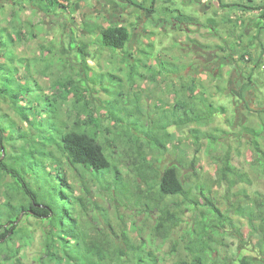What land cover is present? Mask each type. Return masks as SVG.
<instances>
[{"label":"rangeland","instance_id":"374dc122","mask_svg":"<svg viewBox=\"0 0 264 264\" xmlns=\"http://www.w3.org/2000/svg\"><path fill=\"white\" fill-rule=\"evenodd\" d=\"M83 1L70 0L68 9L48 12L33 6L30 0H0V30L12 34L13 25H19L15 14L21 19L23 39L15 41L13 47L18 56L17 77L24 82L27 75L35 81L34 85L30 82L33 90L28 97H36L46 106V112L36 107L42 111L44 124L50 125L54 120L48 114L52 107L49 98L58 92L57 79L71 73L83 89H89L85 94L91 99L90 107L74 118V126L91 124L89 113H93L110 129L101 130L99 136L119 172L107 173L104 182L92 181L84 171L80 175L63 159L62 175L74 188L78 216L82 221H99L98 226L108 228L94 207L86 211V192L81 183L84 177L92 197L106 208L117 232H126L135 244L144 242L147 251L159 257V264H177L190 259L186 250L192 241L189 232L203 212L210 213L207 198H211L222 212L230 215L243 235L227 225L226 232H221L213 245L221 255L229 254L233 264H240L244 256L253 258L260 236L252 234L248 221L234 209L238 202L247 205L245 193L254 198L264 192V178L252 165L256 135L264 145V28H259L264 0H222L228 4L225 7L218 0H85L93 6L92 12L87 11ZM104 9L110 18L103 15ZM180 13L193 16L194 21L176 19ZM113 23L130 29L131 39L124 49H107L98 42L99 29L95 26L108 27ZM4 41L6 36L0 32L1 63L6 62ZM81 41L92 42L87 74L77 48ZM27 64L29 70L25 72ZM157 70L162 71L161 75H155ZM242 84H248L243 91ZM189 98L188 110L179 111L177 103ZM65 101L63 110L72 106L76 97L71 95ZM193 105L195 111L191 109ZM209 105L213 110L210 116ZM196 113L206 117L203 123L184 122L185 117ZM135 124L137 131L131 128L133 132H142L143 138L149 134L143 148L155 172L177 165L185 194L161 197L156 175L150 184L136 182L132 152L126 142L127 128ZM0 125L5 127L3 135L0 130V142L4 138L6 146L2 156L6 153V160H25L23 144L13 146L9 139L18 138V127L22 131H30V127L6 98H0ZM150 131L158 134L166 146L158 144ZM42 134L37 140L48 143ZM228 163L247 173L250 182L235 183L230 188ZM28 167L26 163V173L31 177ZM47 168L53 170L49 163ZM43 177L41 172L40 178ZM1 182L0 200L4 201V184L11 182L10 176L4 175ZM42 191L48 194L54 189L44 184ZM79 197L83 199L79 201ZM166 207L181 221L170 238L164 240L156 236L155 226ZM24 223L33 240L28 245L24 239L18 241L20 264H36L43 249L44 225L33 217ZM197 237L194 234L193 242ZM3 256L4 253L1 260Z\"/></svg>","mask_w":264,"mask_h":264},{"label":"trees","instance_id":"16d2710c","mask_svg":"<svg viewBox=\"0 0 264 264\" xmlns=\"http://www.w3.org/2000/svg\"><path fill=\"white\" fill-rule=\"evenodd\" d=\"M62 1L30 0L33 6L48 12L66 9L67 6ZM155 1L153 0V3ZM218 1L223 7L228 6L222 0ZM151 9L148 10L152 11ZM173 10L176 11L177 9ZM15 17L19 25H13L12 34L7 33L5 29L0 30L6 36L4 45L7 46L4 56L6 62H0V98L9 100L14 112L30 127V131H22L18 127L15 129L19 135L18 138L9 139L13 141V146L17 143L23 144L21 150H24L25 160H6L7 154L4 153L2 156V151L6 149L3 144L4 138L0 142V188L4 175H9L11 178V182L4 184L5 200H0V255L4 253L2 260L0 259V264L21 263L18 257L21 246H17L18 241L24 239V244L28 245L33 240L32 233L28 232L24 223L25 220H29V217L37 219L40 224L44 225L43 249L41 255L37 257L36 264H159V257L154 252L147 251V245L144 242L135 244L126 235V232L119 233L114 229L115 226H113L106 208L92 197L88 182L84 177L81 183L82 189L86 192L84 195L87 204L86 211L90 210V206L94 207L102 216L103 225H107L108 228L98 226L99 221L93 224L88 220L82 221L78 216L76 197L73 195L74 188L62 175L63 159H66L76 171H79L80 175L84 171L91 175L92 181L104 182L107 173L119 172L105 152V147L99 136L101 130L110 132V129L104 126L101 119L95 118L93 113H89L91 124L84 122V127L74 126V118L85 108L90 107L91 99L85 94L89 89H83L82 85L74 80L71 73L57 79L56 91L58 92L52 95L53 98H49L52 100L49 104L52 107L48 114L54 120L50 125L44 124L40 118L42 111L37 110L36 107L38 106L43 109V112H46V106H42L43 103L39 101L40 99L28 97L33 90L30 82L34 85L35 81L27 75L24 82L17 77L19 68L16 66V61L18 56L13 47L15 41L20 42L23 39L24 32L20 28L22 22L18 13L15 14ZM260 18L262 20L259 28H264V13L261 14ZM176 19L194 21L193 16L182 13ZM95 27L99 29L98 42L101 47L107 49H124L131 39L130 29L125 25L113 23L108 27ZM91 43L81 41L77 44L83 61L82 68L86 74L87 69H89L87 57L90 56L89 47ZM44 49L45 46H43L42 51ZM47 49L52 51L50 48ZM244 54L241 56L242 59L245 57ZM23 60L20 59L24 62ZM28 67L29 64L26 65L25 72L29 70ZM155 73V75H161L162 71L157 70ZM9 74L13 76L6 78ZM248 82H251V77H249ZM247 85L242 84L241 90L243 91ZM71 95L76 97V102L63 110L65 99H69ZM190 100L189 98V100H182L177 103V109L187 111ZM194 107V105L191 107L193 111H195ZM64 113H67L65 118L63 117ZM212 113V106L209 105L208 116ZM128 115L130 114L127 113ZM204 119H206L205 116L196 113L195 116L185 117L184 122L192 124L198 120L203 123ZM118 121L114 122L118 124L120 123ZM131 128L137 131L136 124L127 128L126 134V142L132 152L136 182L142 181L145 184H150L153 175H156L161 197L185 194L186 189L181 179L179 167L170 165L163 171L155 172L154 167L148 162L145 156V148H143V141L145 138H149V134L147 133L143 138L140 135L142 132H133ZM0 130L1 135H3L5 127L0 125ZM42 132L44 133L42 134ZM151 133L154 135L153 138L158 140V144L164 145L158 134ZM151 133L150 135H152ZM41 134L43 139L49 141L48 143L44 144L37 140ZM208 136L211 137L209 134ZM148 143L150 144L149 140ZM253 147L256 157L252 165L260 171L264 178V145L261 144L257 135ZM26 163L30 165L28 168L32 172L31 177L26 173ZM48 163L53 170H48ZM226 168L231 175L230 188L235 183L250 182L247 173L240 172L230 163L226 164ZM41 172L44 173L42 179L40 178ZM44 184L50 185L54 191L48 194L42 193ZM244 197L247 200V205L243 206L242 202H238L234 211L248 221L253 235L259 234L260 243L253 248L255 256L253 258L242 257L240 264H264V192L257 193L254 198L245 193ZM82 199L79 197V201ZM207 201L210 213L203 212L189 232L192 235V241L187 244L186 250L191 257L190 259L189 257L182 259L177 264H233L234 262L229 254L221 255L213 244L221 232H226L227 225L230 229L236 230L239 236L243 235L229 214L222 212L219 207L212 203L211 198H207ZM93 220H97V218H93ZM180 221L181 219L177 217L176 213L166 207L161 211L159 222L155 226L156 236L164 240L169 239L171 232L179 225ZM196 226L198 229L195 228ZM114 230L115 232H112ZM194 234L198 235L195 242H193ZM201 234L203 237H199ZM128 253H132L134 256L127 258Z\"/></svg>","mask_w":264,"mask_h":264},{"label":"bare ground","instance_id":"6f19581e","mask_svg":"<svg viewBox=\"0 0 264 264\" xmlns=\"http://www.w3.org/2000/svg\"><path fill=\"white\" fill-rule=\"evenodd\" d=\"M83 2L85 3V6L87 7V9H91V10L93 9V6H91V5L89 4V2H85V0H84ZM62 3H63L64 5L67 6L66 9L69 8L70 0H63ZM87 3H88V4H87Z\"/></svg>","mask_w":264,"mask_h":264},{"label":"flooded vegetation","instance_id":"af4514ba","mask_svg":"<svg viewBox=\"0 0 264 264\" xmlns=\"http://www.w3.org/2000/svg\"><path fill=\"white\" fill-rule=\"evenodd\" d=\"M101 2L104 3L105 1L103 0V1H101ZM87 11H88V12H89V11L92 12L91 9H87ZM117 11H118V10H117ZM87 14H88V13H87ZM103 15L107 16V18H110V17H109V14L106 13L105 9L103 10Z\"/></svg>","mask_w":264,"mask_h":264}]
</instances>
